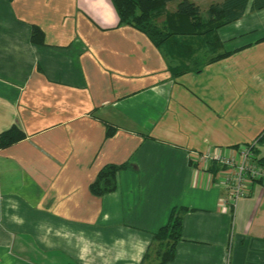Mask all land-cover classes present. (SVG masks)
I'll use <instances>...</instances> for the list:
<instances>
[{"label":"crops","instance_id":"crops-1","mask_svg":"<svg viewBox=\"0 0 264 264\" xmlns=\"http://www.w3.org/2000/svg\"><path fill=\"white\" fill-rule=\"evenodd\" d=\"M258 1L216 30L214 52L155 46L111 0H0V133L22 132L0 147V264H157L152 235L173 208L186 210L166 264H264V186L223 206L199 160L255 143L264 162ZM166 13L159 26L180 22ZM109 164L115 187L94 192Z\"/></svg>","mask_w":264,"mask_h":264},{"label":"trees","instance_id":"trees-1","mask_svg":"<svg viewBox=\"0 0 264 264\" xmlns=\"http://www.w3.org/2000/svg\"><path fill=\"white\" fill-rule=\"evenodd\" d=\"M173 0H111L118 14L119 22L131 25L143 32L157 47L171 46L170 41L180 42L181 37H189L197 43L203 42L212 51L216 52L218 45H221L216 30L237 19L245 10L247 0H223L213 3L207 10L206 17L200 13V8L191 0H178L176 10L166 13V4ZM255 1V0H254ZM255 3V2H254ZM258 7L264 6V1L256 2ZM256 4V5H257ZM256 8L252 6L251 9ZM166 13L167 19L180 18V22L161 27L156 22V18ZM40 30L33 26L32 40ZM229 54L227 51L216 53L209 57L206 63L217 61ZM188 70V68H185ZM184 71V68L173 69L175 76ZM108 132L111 128H107ZM22 137V132L17 125L0 133V147L8 145ZM262 137L259 138L261 140ZM255 152V149H253ZM260 162H262L259 159ZM121 166L109 164L104 166L99 172L96 180L91 184V189L97 193L112 190L115 187V172ZM220 166L212 164L208 169L212 174H216ZM264 186V184H263ZM186 208H173L170 212L168 222L158 228L152 235V244L156 250L157 264H166L175 254L176 242L181 237L182 213ZM147 256H143L140 264Z\"/></svg>","mask_w":264,"mask_h":264},{"label":"built area","instance_id":"built-area-1","mask_svg":"<svg viewBox=\"0 0 264 264\" xmlns=\"http://www.w3.org/2000/svg\"><path fill=\"white\" fill-rule=\"evenodd\" d=\"M255 143L244 144L234 154L203 152L199 155L202 168L209 169L218 164L216 176L226 195L221 198L223 206H234L236 201L248 194L251 182L264 184V162H260L254 152Z\"/></svg>","mask_w":264,"mask_h":264},{"label":"rangeland","instance_id":"rangeland-1","mask_svg":"<svg viewBox=\"0 0 264 264\" xmlns=\"http://www.w3.org/2000/svg\"><path fill=\"white\" fill-rule=\"evenodd\" d=\"M198 1V0H197ZM210 1H212V0H200V2H201V7L203 8L204 7V9L206 8L207 10H208V8H209V6L211 5L210 4ZM219 1H221V0H214V2H217V3H219ZM175 2V1H174ZM215 4V3H214Z\"/></svg>","mask_w":264,"mask_h":264}]
</instances>
